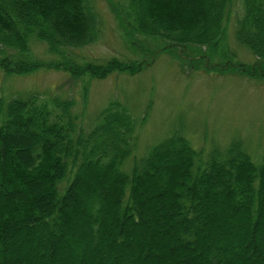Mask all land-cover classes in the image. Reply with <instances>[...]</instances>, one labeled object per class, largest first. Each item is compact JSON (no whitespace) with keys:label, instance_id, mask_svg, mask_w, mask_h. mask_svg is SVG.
Segmentation results:
<instances>
[{"label":"trees","instance_id":"obj_1","mask_svg":"<svg viewBox=\"0 0 264 264\" xmlns=\"http://www.w3.org/2000/svg\"><path fill=\"white\" fill-rule=\"evenodd\" d=\"M232 2L127 0L116 15L131 39L213 52ZM241 3L234 37L256 59L235 65L261 79L264 0ZM98 34L90 0H0V69L103 79L147 64L68 57ZM31 40L59 58H35ZM50 103L0 95V264H264V147L255 162L240 139L204 152L175 130L126 169L138 121L121 101L109 100L85 132L73 100Z\"/></svg>","mask_w":264,"mask_h":264},{"label":"rangeland","instance_id":"obj_2","mask_svg":"<svg viewBox=\"0 0 264 264\" xmlns=\"http://www.w3.org/2000/svg\"><path fill=\"white\" fill-rule=\"evenodd\" d=\"M232 1L224 37L218 49L210 52L199 46L160 50L165 42L139 34L131 39L116 15L127 0H90L98 17V38L70 49L68 57L79 62L102 63L113 57L147 64L133 75L115 72L103 79L73 78L64 70L47 67L22 75H5L0 69V95L26 98L34 94L50 106L54 97L71 99L76 129L82 127L84 132L109 100L121 101L138 121L136 146L126 169L133 156L141 158L175 130L204 152L214 147L225 149L232 139H240L257 162L264 147V78L237 72L236 62L251 64L256 56L235 40L242 3ZM30 49L40 60L59 58L38 40H31ZM3 51L15 54L12 49Z\"/></svg>","mask_w":264,"mask_h":264},{"label":"bare ground","instance_id":"obj_3","mask_svg":"<svg viewBox=\"0 0 264 264\" xmlns=\"http://www.w3.org/2000/svg\"><path fill=\"white\" fill-rule=\"evenodd\" d=\"M48 247V246H47Z\"/></svg>","mask_w":264,"mask_h":264}]
</instances>
